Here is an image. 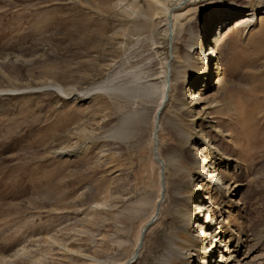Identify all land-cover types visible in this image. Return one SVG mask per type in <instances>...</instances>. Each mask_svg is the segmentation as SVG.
Wrapping results in <instances>:
<instances>
[{"label": "rangeland", "instance_id": "1", "mask_svg": "<svg viewBox=\"0 0 264 264\" xmlns=\"http://www.w3.org/2000/svg\"><path fill=\"white\" fill-rule=\"evenodd\" d=\"M178 11L171 41L153 0H0V264L131 256L158 197L152 86L160 90L171 58L157 133L166 192L131 264L209 262V237L195 225L207 214L211 235L231 239L223 255L239 248L241 264H264V0H194ZM133 115L140 127L117 136ZM199 149L225 179L220 191Z\"/></svg>", "mask_w": 264, "mask_h": 264}, {"label": "bare ground", "instance_id": "2", "mask_svg": "<svg viewBox=\"0 0 264 264\" xmlns=\"http://www.w3.org/2000/svg\"><path fill=\"white\" fill-rule=\"evenodd\" d=\"M194 0H173L174 4L172 7H168L164 2H162L161 0H153V3L155 4L156 8L161 12V14L164 16V32H165V36L166 38L168 37L171 41H172V37L174 35V26L176 25L177 21H176V13L178 10H180L182 7H184L185 5L191 3ZM169 2V1H168ZM180 12V11H178ZM239 12H235L232 13L230 15L227 16V20H231L233 19L235 16L239 15ZM228 21H224L219 28L223 27L224 29H222V32L220 33L222 35V33L224 32L225 28L229 26ZM218 28V29H219ZM172 57V56H171ZM215 58V51H213V48H210V50H207L205 53H203V55L201 56V61L206 63L209 62L211 59ZM173 59L171 58V61ZM171 61L168 62V60H165L162 63V66L164 68L163 71V83L161 85V88L159 90V85L158 84H153L152 89L155 91L154 93L157 95V105H156V110L154 112L153 118H152V133H151V143H152V147L154 148V156H155V161L158 163L159 166V179H160V187H159V192H158V197L154 202V206H153V210L150 212V215L147 217L146 221L144 222V224L141 226L138 236H137V240L134 244V248H133V252L131 254V256L125 260L120 262L119 264H131L132 261H134L139 253V250L142 246V241L144 238L145 233L147 232L148 228L150 227L151 223L154 221L155 217L157 216V213L159 211L160 208V203L161 200L163 199L165 192H166V185L164 182V170H165V162L160 159L159 157V153H158V143H159V139H158V130L160 128V118H161V114L159 115L160 111L164 108L165 106V102L167 103L169 97H170V93L172 91V83H173V62L171 63ZM108 81H111V79H109ZM148 95L150 93H147ZM152 94V93H151ZM150 94V95H151ZM147 95V96H148ZM192 97V96H191ZM152 98V97H151ZM195 103V102H194ZM141 121L140 118H137L136 116H129L126 117L124 119H122L120 121L119 126L117 127V130L115 132V134L117 136H122L124 134H128L130 132H132L133 130H137L140 127ZM132 128V129H131ZM137 128V129H136ZM131 130V131H130ZM157 141V144H156ZM207 142L206 138L203 139V143ZM209 143V142H208ZM205 144V143H204ZM156 147H157V152H156ZM192 149L196 152L198 151V149H196L195 147ZM200 155H202V160L205 161L204 162V169H205V174L206 176L212 178V180L209 182L210 185L212 186V189L214 191H220L221 189H223V183H225V179H223V177L221 176V173L219 172V170H213V173H215L214 175H210L209 170H207L210 166H209V160L207 158H205V156L201 153V149H199ZM157 153H158V157H157ZM190 155V154H189ZM153 156V155H152ZM188 156V155H187ZM154 159V158H153ZM198 159L196 158H192L191 161L193 162V164H195L197 162ZM199 162H201V159L199 160ZM201 164V163H200ZM161 169L163 170V172H161ZM178 190H179V184L175 185L174 187V198H173V203H175L176 201H179V197H178ZM195 190L196 192H205V190L203 189L201 184H197L195 186ZM195 202V209H196V213L197 215H199V212L202 211L203 213V209L205 210L206 208L203 207V204H205V200L204 198L202 199L199 194L196 195V198L194 199ZM199 219V218H197ZM202 221V219L200 220ZM214 218L213 220L211 219L210 216H208L207 214V222L204 224H197V222L195 223V225L197 227H199L200 229V233L199 236H206L209 237L210 242L207 244L206 247V254L207 257H209V262H204L207 261L206 259H204V261H196L199 264H212V256L213 253L218 252L219 249V260L217 261H213V264H218L219 262L221 264H241L240 259L238 258L237 254H238V249L237 248L236 254H234L233 256L231 255H223L224 252H232L234 250H230L228 247L227 248H222L223 246L226 247L228 245H231V239L228 240V243L226 242V240L224 239V235L222 234V231L216 232L214 231V235H211V229L212 225L214 226ZM223 237V238H222ZM223 241V244H221ZM247 242V241H246ZM171 243V242H170ZM230 243V244H229ZM228 244V245H227ZM173 245V244H171ZM226 245V246H225ZM232 246V245H231ZM247 247V246H246ZM224 251V252H223ZM176 252V251H175ZM199 258V257H197ZM9 264V262H7ZM219 263V264H220ZM11 264V263H10ZM246 264V263H245Z\"/></svg>", "mask_w": 264, "mask_h": 264}]
</instances>
